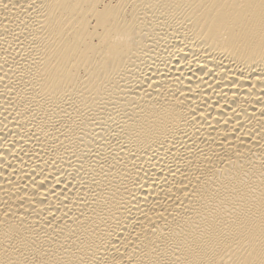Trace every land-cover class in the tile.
<instances>
[{
    "label": "bare ground",
    "instance_id": "1",
    "mask_svg": "<svg viewBox=\"0 0 264 264\" xmlns=\"http://www.w3.org/2000/svg\"><path fill=\"white\" fill-rule=\"evenodd\" d=\"M0 264H264V0H0Z\"/></svg>",
    "mask_w": 264,
    "mask_h": 264
}]
</instances>
